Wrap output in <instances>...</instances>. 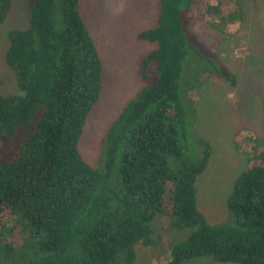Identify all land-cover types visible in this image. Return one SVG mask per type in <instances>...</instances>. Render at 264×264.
Wrapping results in <instances>:
<instances>
[{
	"label": "trees",
	"instance_id": "1",
	"mask_svg": "<svg viewBox=\"0 0 264 264\" xmlns=\"http://www.w3.org/2000/svg\"><path fill=\"white\" fill-rule=\"evenodd\" d=\"M204 1L159 0L157 23L137 34L153 45L138 63L141 86L107 128L94 167L78 146L104 73L80 0H29L28 25L7 31L15 89L0 90V233L25 236L4 252L28 247L26 264H133L138 245L158 264H264V156L235 178L229 222L210 223L197 207L212 151L198 137L201 153L190 156L182 93L193 80L199 95L209 76L235 83L191 40ZM11 5L0 0V25ZM161 217L186 233L167 252L157 249Z\"/></svg>",
	"mask_w": 264,
	"mask_h": 264
},
{
	"label": "rangeland",
	"instance_id": "2",
	"mask_svg": "<svg viewBox=\"0 0 264 264\" xmlns=\"http://www.w3.org/2000/svg\"><path fill=\"white\" fill-rule=\"evenodd\" d=\"M158 2L80 0V13L96 44L104 73L99 101L86 118L78 146L84 159L94 167L107 128L141 86L138 63L153 45L139 40L137 34L157 23ZM218 2H202L203 19L192 31L191 40L208 59H217V65L220 61L223 72L225 68L233 73L235 83L230 85L218 76H209L199 95L197 91L192 93L193 80L186 86L185 94L182 93L185 143L190 156L201 153L198 137L211 145L209 164L197 178L195 188L198 209L214 224L230 221L226 202L235 178L249 159L264 156V0ZM28 4L29 0H12L7 19L0 25L1 91L15 89L14 77L4 63L7 31L28 25ZM212 47L216 51L214 55ZM209 64V69L214 67ZM187 76L191 77L192 73ZM113 175L112 180L117 176V169ZM155 221L156 234L162 236L158 251L167 252L186 235L184 231L170 230L167 218ZM0 235V264H26L30 257L28 247L18 257L16 252L3 249L14 241L23 244L25 236L21 234L17 239L6 230ZM135 251L133 264H158L156 251L140 249L138 245ZM210 261L197 258L187 264H232Z\"/></svg>",
	"mask_w": 264,
	"mask_h": 264
}]
</instances>
